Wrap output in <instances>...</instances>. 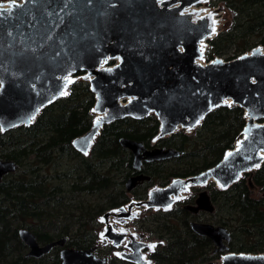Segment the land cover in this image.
<instances>
[{"label":"water","instance_id":"1","mask_svg":"<svg viewBox=\"0 0 264 264\" xmlns=\"http://www.w3.org/2000/svg\"><path fill=\"white\" fill-rule=\"evenodd\" d=\"M194 1L169 0L161 8L157 0H71L65 8L66 0H21L0 10L1 130L33 124L45 107L70 94L75 81L67 95L59 94L65 89L64 77L79 72L91 78L96 97L94 112L103 114L95 118L87 133L72 142L83 154L90 152L103 126L116 120L155 114L160 121L159 137L163 138L176 133L180 126L194 127L197 121L202 124L207 114L230 101L243 107L247 116L239 151L236 145L214 166L155 187L140 204L169 207L190 182L200 186L213 180L223 185L222 189L238 182L243 174L264 162L260 154L264 152V48L256 46L233 60L216 58L206 66L198 63L203 55L199 42L205 39L209 43L218 32L207 37L211 29L206 20L195 23L170 8L172 3L190 6ZM108 57L109 68L98 69ZM33 115L35 119L29 122ZM246 129H250L247 140ZM120 143L133 153L136 170H141L144 160H168L183 153L173 147H148L126 137L120 138ZM228 153L233 155L226 159ZM17 167L14 160L0 158V182ZM144 180L150 177L142 173L129 177L127 190ZM196 202L186 208L194 213L215 209L205 188ZM121 210L130 215L125 208ZM191 228L213 240L215 252L223 253L221 264H264V253L227 252L225 242L231 241L232 235L222 224L193 221ZM19 235L30 248L27 255L34 257L67 241L64 237L40 245L28 228H21ZM106 236L115 244L124 239L119 232ZM144 245L135 241L134 253L126 256L146 263L140 252ZM94 251V247H66L61 250V258L63 264H106L107 258L98 257ZM206 264L215 263L211 260Z\"/></svg>","mask_w":264,"mask_h":264},{"label":"trees","instance_id":"2","mask_svg":"<svg viewBox=\"0 0 264 264\" xmlns=\"http://www.w3.org/2000/svg\"><path fill=\"white\" fill-rule=\"evenodd\" d=\"M221 3L232 12V19L209 41L206 59L231 52L237 57L264 47V0H211L212 6ZM95 103L90 80L81 78L71 85L69 95L45 107L30 126L0 128V158L18 164L0 182V264H62L59 248L41 258L28 256L21 228L34 232L41 243L67 237V245L73 248L96 246L99 217L131 199L125 182L135 171L133 155L120 138L183 151L179 157L155 161V168L148 167L152 180L132 191L137 199H145L153 185L165 186L173 178L196 175L217 164L235 147L247 123L243 107L224 105L207 114L194 134L177 132L152 145L160 131L158 117L128 116L104 125L85 155L72 142L92 128ZM251 182L264 191V162L227 190L208 187L221 223L232 233L228 252L264 253V197L253 196ZM189 216L179 205L175 210L144 214L135 222L137 228L165 240L151 253L153 264L211 259L212 240L207 238L206 245L198 248ZM108 264L125 263L114 259Z\"/></svg>","mask_w":264,"mask_h":264},{"label":"rangeland","instance_id":"3","mask_svg":"<svg viewBox=\"0 0 264 264\" xmlns=\"http://www.w3.org/2000/svg\"><path fill=\"white\" fill-rule=\"evenodd\" d=\"M19 1H21V0H0V8L4 5H8V4L13 5L14 3L19 2ZM190 6L194 7V15L198 19L202 18L200 20H206L208 22L209 26L211 24H213V22H215V24L218 25L216 32H220L221 29L224 28V25L227 22H230L232 19V12L222 3L220 4V6H212L211 0H195ZM214 17H216V20H213ZM209 45L210 44L207 43L206 47L203 49L204 55H201L200 57H198V59L201 60L203 63H208V60L206 59V51L209 48ZM261 47L264 48L263 46H261ZM229 57H231V58L235 57L236 58V56L232 52L229 54L223 55L222 57H218V58H220L224 61H228L229 59H227V58H229ZM81 78H85L88 80L91 79L87 74L71 75L72 82L76 81L78 79H81ZM224 104L230 105L233 103L225 102ZM200 125L201 124L194 126V127L180 126L177 129V132H183L187 135H192V134H194L195 130ZM237 143H236V145H237ZM88 154L89 153H87V155ZM259 167H255L254 170H256ZM254 170H252V171H254ZM251 172H249V173H251ZM242 177H244V174L242 175ZM249 178H251V176L248 175L247 179H249ZM212 186L216 187L217 189H219L218 187H220L219 183L213 182V180H209L206 184H201L200 186H194V184L192 182H190L183 189H181L179 191L180 193H177L174 196V199L176 200V202L173 205L166 207V208H159V207L150 208L144 203H141L143 205H139L140 203H138L137 200H134L133 202H130V203L135 204V207L133 208L134 212L131 214V216H128V217L123 216V214H122L123 212L120 210H116V211H112V212L110 210H108L99 218V221L101 222V224L98 226L97 241H98L99 245H101L105 248L109 247V245H112V246L114 245L113 248L115 250L113 251V254L119 255V252H126V251L130 250L128 247L129 240L131 239L132 236H134L138 241L146 243V245H144V247H143L142 252H143L144 257L146 258V261H148V263H151L153 260L151 258V253L155 252V250L159 246L164 245L165 240L160 239L157 236H151V234H149L147 231L136 228L137 227L135 224L136 220L141 215H143L145 213L150 214L153 211H159V210L160 211H170V210H173L174 206H177L178 203H181L183 200L189 198L193 192L197 193L200 189L203 190L204 188L207 190L208 189L207 187H212ZM251 186L254 187L253 185H251ZM209 190H210V188H209ZM252 194L254 197L260 198L263 195V191H261L260 188H258V187H254V188H252ZM130 195L131 194H129V197L131 198L132 195L131 196ZM126 210L129 211V209L127 207H126ZM106 213H109V216L105 217L104 215ZM202 217L207 222H211V223L216 224V225L222 224L220 221L221 220L220 211H219V213H217L215 211L214 213H210L208 215L204 214ZM108 226H111V227L116 228V229L118 228L119 232L126 233L128 235L129 240H126L125 242H123L120 245H115L114 243H112V240H110L106 236L105 232H106V229ZM149 245H156V247L154 249H152V248L148 247ZM209 260H213L215 264H221L222 256L218 255L216 258H211ZM205 262L206 261L199 262V264H204Z\"/></svg>","mask_w":264,"mask_h":264},{"label":"flooded vegetation","instance_id":"4","mask_svg":"<svg viewBox=\"0 0 264 264\" xmlns=\"http://www.w3.org/2000/svg\"><path fill=\"white\" fill-rule=\"evenodd\" d=\"M157 3H158V0H157ZM158 6L159 7H161L160 5H159V3H158ZM162 8V7H161ZM219 33V32H218ZM210 46V45H209ZM182 49V48H181ZM203 55H204V50H203ZM216 59V58H215ZM231 60H233V59H231ZM211 61H214V59L213 60H210V61H208V63H211ZM208 63H205V66L206 65H208ZM203 122V121H202ZM159 133H160V131H159ZM159 133L157 134V136L152 140V145H155V143L159 140V139H161L160 137H159ZM164 138V137H163ZM242 138V137H241ZM240 138V139H241ZM156 140V141H155ZM156 146V145H155ZM236 146V145H235ZM157 147H162V146H157ZM165 148H169V147H165ZM91 150V149H90ZM81 152V151H80ZM89 153V152H88ZM132 155H133V153H132ZM133 159H134V155H133ZM158 165V163H156L155 161H151V162H148V161H143V163H142V168H141V170H136L135 168H134V166H133V168L135 169V171L129 176V177H131V176H134V175H136V174H139V173H142V174H144V175H147V176H149L150 177V180H144V181H141V182H139L131 191H128L131 195V199H130V201L127 203V204H125V205H123V206H120V207H118V208H116V209H112V210H110L111 212L112 211H116V210H120V211H122L121 210V208H125V211L127 212V210H126V207L129 209V213H130V215H128V216H131V214L134 212V207H135V204L134 203H130V202H133L134 200H137V202L138 203H140L142 200H145V199H147L148 198V196H149V193H150V191L152 190V189H154L155 187H158L159 185H153V186H151L150 188H148V192H147V197L145 198V199H137L136 197H134V195L132 194V191L134 190V189H138L139 188V186L140 185H144L145 183H147V182H150L151 180H152V176L149 174L151 171H148V167H150V166H154V168L156 167ZM145 166H146V169L147 170H144L145 169ZM128 177V178H129ZM242 178V177H241ZM173 179H175V178H173ZM172 179V180H173ZM171 180V181H172ZM240 180V179H239ZM127 181V180H126ZM170 181V182H171ZM232 186V185H231ZM230 186V187H231ZM125 187H126V182H125ZM230 187H228V188H230ZM208 188V187H207ZM220 190H227L228 188H226V189H222V187H218ZM251 188H254V187H252L251 186ZM127 189V188H126ZM196 190V189H195ZM202 191V189H200L197 193L196 192H193L191 195H190V197L189 198H187V199H185V200H183L181 203H178V205L177 206H182L184 209H186L187 211H189L190 212V216H189V220H188V222H189V225H190V227H191V222H193V221H200V222H207L206 220H204L203 219V215L204 214H210V213H214L215 211H216V208L214 209V211L213 212H209V211H207V210H199L198 212H192L190 209H188V208H186V206L187 205H196L197 204V199H198V197H199V195H200V192ZM207 192H208V194L210 195V197H211V200H212V202H213V198H212V195H211V191L209 190V188L207 189ZM261 197H264V191H263V195L261 196ZM190 201V202H188V203H184L185 201ZM176 202V201H175ZM174 202V203H175ZM173 203V204H174ZM213 204H214V202H213ZM132 206L131 208H129V206ZM139 205H143V204H139ZM138 205V206H139ZM177 206H174V208H173V210H175L176 208H177ZM215 206V205H214ZM150 208H152V207H150ZM159 208H162V207H159ZM123 212V211H122ZM148 212V211H147ZM158 212H160V210L159 211H153V212H151L150 214H153V213H158ZM161 212H165V211H161ZM110 213V212H109ZM123 214V216H126V217H128L127 215H125L124 214V212L122 213ZM146 214V213H145ZM144 215V214H143ZM143 215H141L138 219H140ZM120 217V216H119ZM100 218V217H99ZM137 219V220H138ZM136 220V221H137ZM99 223L101 224V222L99 221ZM211 223V222H210ZM223 225V224H222ZM225 226V225H224ZM111 229V230H109L108 231V229ZM137 228V227H136ZM228 228V227H227ZM192 229V228H191ZM229 231H230V229H229ZM109 232H116V233H118L119 232V230H118V228L116 229V228H113V227H111V226H108L107 227V229H106V234L107 233H109ZM119 233H122V232H119ZM122 234H124V239L119 243V244H115V242H113V240H112V243H114L115 245H120V244H122L123 242H125L126 240H129L128 239V235L126 234V233H122ZM195 234H197V233H195ZM198 236L196 237V241H197V244H198V248H203V246H205L206 245V243H207V238H209V237H207V236H202V235H199V234H197ZM231 235H232V233H231ZM61 238H64V237H61ZM61 238H56V239H54V240H52V241H49V242H47V243H41V242H39V240H38V242L40 243V245H46V244H48V243H50V242H53V241H56V240H59V239H61ZM38 239V238H37ZM210 239V238H209ZM67 240H68V238H67ZM212 240V239H211ZM232 240V239H231ZM135 241H138L134 236H132L131 237V239L129 240V244H128V247H129V249L130 250H128V251H126V252H119V255H117V254H113V251L115 250L113 247H114V245L112 246V245H109V247H103V246H101V245H99V243H98V241H97V243H96V246H92V247H90V248H95V254L98 256V257H105V258H107V262H106V264H108L111 260H114V259H116V260H119L120 262H123V263H125V264H143V263H140V262H138V261H136L134 258H130V257H127L126 255H129V254H132V253H134V251H133V247H132V244H134L135 243ZM231 241H229V242H225V244L228 246V249H229V243H230ZM212 247H213V249H212V254H211V258H216L218 255H220V256H222L223 257V253H221V252H215V249L217 248V246L215 245V243L213 242V240H212ZM27 245V244H26ZM27 247H28V245H27ZM66 247H68V248H73V247H70V246H68L67 245V241H66V243L62 246V245H57V246H55L52 250H54L55 248H59V255H60V258H61V250L63 249V248H66ZM84 249H88V248H84ZM52 250L49 252V253H47V254H45V255H48V254H50L51 252H52ZM142 250H143V247L140 249V252H141V255H142V259L143 260H146V258L144 257V255H143V252H142ZM30 251V248L28 247L27 248V254H28V252ZM228 252V251H227ZM241 253H245V252H241ZM45 255H43V256H45ZM29 256V255H28ZM43 256H41V257H43ZM30 257H34V256H30ZM41 257H34V258H41ZM61 260H62V258H61ZM209 261H211V260H206V262L204 263V264H206L207 262H209ZM213 261V260H212ZM202 262H204V261H202ZM154 263V260H152V262L151 263H148V261H146V263H144V264H153ZM183 263H187V264H193V263H188V262H183ZM183 263H181V264H183ZM62 264H63V260H62ZM195 264H199V262H196Z\"/></svg>","mask_w":264,"mask_h":264},{"label":"bare ground","instance_id":"5","mask_svg":"<svg viewBox=\"0 0 264 264\" xmlns=\"http://www.w3.org/2000/svg\"><path fill=\"white\" fill-rule=\"evenodd\" d=\"M166 1H169V0H158V3H159V5L161 6V7H164V3L166 2ZM12 7V4H8V5H4V6H2L1 8H0V10H2V9H8V8H11ZM170 8H172V9H176L177 10V13L178 14H180L181 15V13H183L182 15H186L187 17H189L190 18V20H192L193 22H195V23H197L198 21H200V19H202V18H197L195 15H194V7H192V6H182L181 5V3L180 2H176V3H172L171 5H170ZM213 20H216V17H214L213 18ZM213 26H214V28H215V32H213ZM217 28H218V25L217 24H211L210 25V33L208 34V36L207 37H212L215 33H216V31H217ZM199 45H200V48L201 49H204L205 47H206V45H207V41L205 40V39H202L200 42H199ZM109 57H108V59H106L100 66H99V68L98 69H101V68H109L108 67V61H109ZM117 59H118V61H121L122 59H121V57L120 56H118L117 57ZM197 62L198 63H201V64H205V63H203L201 60H199V59H197ZM65 77H68V79H70L71 80V75H68V76H65ZM64 77V78H65ZM65 80V79H64ZM72 81V80H71ZM72 83V82H71ZM71 83H67V87L64 89V91H69V86L71 85ZM130 100L131 99H133V98H129ZM227 103H229L228 101H226ZM122 104H125V102H121ZM103 114L102 113H100V112H98L97 113V118H100L101 116H102ZM200 124V122L199 123H197L196 124V126L197 125H199ZM237 146H239L238 145V143H237ZM260 154L264 157V152L263 151H261L260 152ZM178 193H180V192H178Z\"/></svg>","mask_w":264,"mask_h":264},{"label":"snow or ice","instance_id":"6","mask_svg":"<svg viewBox=\"0 0 264 264\" xmlns=\"http://www.w3.org/2000/svg\"><path fill=\"white\" fill-rule=\"evenodd\" d=\"M33 2H34V0H33ZM69 2H71V0H66V3H65V8L67 7V3H69ZM114 6V5H113ZM61 11H63V9H61ZM183 13H181V15H182ZM49 15L51 16L52 15V13H49ZM62 20H63V18L61 17V22H62ZM215 22H213V24H214ZM213 32H215V28H214V26H213ZM12 34H11V32H9V36H11ZM49 38H51V37H49ZM106 62V61H105ZM65 79V81H66V83H65V85H64V87L66 88L67 87V83H71L72 81L70 80V79H68V77H65L64 78ZM2 81H0V87H2ZM61 96H63V95H67L68 93H67V91H61L60 93H59ZM49 102H51V101H49ZM230 106V105H229ZM37 111H39V109H37ZM93 111H95V109H93ZM33 119H35V116L33 115L32 117H30V119H29V122H31V120H33ZM96 123L97 124H99L100 123V121H99V119L96 121ZM197 123H199V121H197ZM250 132V129H246L245 130V140H247L248 139V133ZM243 144V141H240V142H238V145H242ZM237 151H239V146H238V148H237ZM85 155H87V152L85 151ZM233 155V153H228L227 154V156H226V159H227V157H230V156H232ZM249 159H251V157H249ZM260 165L259 164H256L255 165V167H259ZM239 177H237V179H238ZM222 187H223V185H222ZM148 247H150V248H152V249H154L155 247H156V245H149Z\"/></svg>","mask_w":264,"mask_h":264},{"label":"built area","instance_id":"7","mask_svg":"<svg viewBox=\"0 0 264 264\" xmlns=\"http://www.w3.org/2000/svg\"><path fill=\"white\" fill-rule=\"evenodd\" d=\"M239 57V56H238ZM237 58V57H236ZM233 59H235V58H233Z\"/></svg>","mask_w":264,"mask_h":264}]
</instances>
